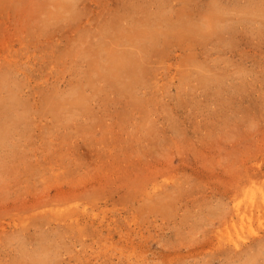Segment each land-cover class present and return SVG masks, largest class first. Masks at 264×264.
I'll use <instances>...</instances> for the list:
<instances>
[{
  "label": "rangeland",
  "instance_id": "rangeland-1",
  "mask_svg": "<svg viewBox=\"0 0 264 264\" xmlns=\"http://www.w3.org/2000/svg\"><path fill=\"white\" fill-rule=\"evenodd\" d=\"M249 175L264 0H0V264H264Z\"/></svg>",
  "mask_w": 264,
  "mask_h": 264
},
{
  "label": "bare ground",
  "instance_id": "bare-ground-1",
  "mask_svg": "<svg viewBox=\"0 0 264 264\" xmlns=\"http://www.w3.org/2000/svg\"><path fill=\"white\" fill-rule=\"evenodd\" d=\"M158 30V29H157ZM156 31V30H155ZM158 32V31H157ZM157 32H154V33H157ZM159 34V32L156 34V36ZM162 35V34H161ZM158 37V36H157ZM140 51H142V50H140ZM132 54V53H131ZM135 55H136V53H135ZM137 56V55H136ZM127 57V56H126ZM132 57V56H131ZM139 57V56H138ZM121 58V57H120ZM132 58H134V57H132ZM132 58H130V59H132ZM140 58V57H139ZM129 59V60H130ZM126 60V59H125ZM128 60V59H127ZM116 61H118V60H116ZM141 61V60H140ZM140 61L138 62V61H133L132 63H134L133 65L134 66H129L130 64H128V62H126V61H123V62H125V64L124 65H121L120 64V66L118 67L117 66V64H116V67H117V69L116 70H119V72H122V71H124V75H126L125 74V72H132V71H134L135 72V69L137 68V70L141 67V65H139V63H140ZM115 62V61H114ZM112 64H113V62H111ZM119 63H120V61H119ZM130 63V62H129ZM141 63H143L142 61H141ZM110 64V63H109ZM126 64H128V65H126ZM111 65V64H110ZM143 67V66H142ZM141 67V68H142ZM111 68H113L112 66H111ZM110 68V69H111ZM145 68V67H144ZM115 69V68H114ZM136 70V75H137V71ZM139 70H141V69H139ZM143 70V69H142ZM146 70V69H145ZM117 72V71H116ZM119 72H117L118 74H119ZM129 75V74H128ZM127 75V76H128ZM122 76V75H121ZM120 76V77H121ZM126 76V77H127ZM130 77H131V75H130ZM132 78V77H131ZM134 82V81H133ZM5 106H6V104H5ZM4 111H6V110H4ZM3 111V112H4ZM3 135V134H2ZM4 140V139H3ZM2 139H1V141H3ZM255 172V171H254ZM260 173H261V171H260ZM246 174H248V173H246ZM257 175V174H256ZM245 176V175H244ZM251 176L252 175H249L248 176V178H246V180L248 181V180H251ZM257 177H259V176H257ZM256 178V177H255ZM260 179V178H259ZM242 181V180H241ZM252 181V180H251ZM253 182V183H252ZM251 183H252V185H250V186H248L247 188H246V190H244L243 192V197H244V200H243V203H242V201H240L239 200V202H237V203H235V206H234V209H235V213H236V215H237V217H239L240 219H241V223H244V221L245 220H248V222L250 223V222H252V217H253V215L254 214H256L257 215V220L258 221H262V217H261V215H260V213H262V212H264V191L261 189V188H259L258 186H256L255 185V183H257V181H252ZM243 183V182H242ZM248 183V182H247ZM261 183V182H260ZM243 184H245V183H243ZM236 185H238V184H236ZM234 186V185H233ZM233 188V187H232ZM238 189V188H237ZM239 190V189H238ZM234 191V190H233ZM65 192H67V191H65ZM231 192H232V190H231ZM239 194H240V191L238 192ZM74 195V194H73ZM238 195V194H237ZM241 195V194H240ZM81 196V195H80ZM79 196V197H80ZM86 197H88V196H86ZM92 197V196H91ZM240 197V196H239ZM86 199V198H85ZM233 199V198H232ZM62 200V199H61ZM60 200V201H61ZM64 200V199H63ZM74 200V199H73ZM81 200V199H80ZM92 201H93V198H92ZM234 202V201H233ZM232 202V203H233ZM94 204V203H93ZM96 205V204H95ZM242 205H244V207L242 206ZM44 206V205H43ZM79 207H80V205H79ZM97 207V205L94 207V208H96ZM43 208V207H42ZM36 209V208H35ZM101 209V208H100ZM97 210V209H96ZM76 211V210H75ZM101 214V213H100ZM248 214H250L249 216H251V217H248L247 215ZM105 215V214H104ZM101 216V215H100ZM231 220V219H230ZM239 223V222H238ZM64 227V226H63ZM46 251V250H45ZM48 252V251H47ZM41 259V258H40ZM47 259V258H46ZM49 259H50V257H49ZM43 260H44V258H43ZM48 263H49V261H48ZM47 263V264H48ZM52 264H53V262H52Z\"/></svg>",
  "mask_w": 264,
  "mask_h": 264
}]
</instances>
